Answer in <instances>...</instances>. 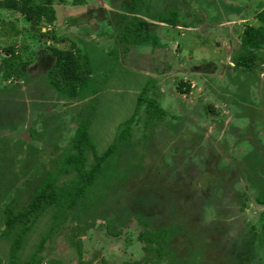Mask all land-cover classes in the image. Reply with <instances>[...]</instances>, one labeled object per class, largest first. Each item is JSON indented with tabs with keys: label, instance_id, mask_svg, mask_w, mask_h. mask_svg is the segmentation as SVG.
<instances>
[{
	"label": "rangeland",
	"instance_id": "1",
	"mask_svg": "<svg viewBox=\"0 0 264 264\" xmlns=\"http://www.w3.org/2000/svg\"><path fill=\"white\" fill-rule=\"evenodd\" d=\"M70 1L65 0L64 4L56 2L53 6L58 19L54 27L55 35L58 39H60L59 36H67V42L70 44L68 48L64 47L65 44L59 48L58 45L55 46L58 51H63L58 56L69 57L71 53L67 51L71 49L76 63L81 66L86 65L87 68L88 64L91 67V81L84 92V97L88 100L76 102L72 105L75 106L73 109L72 106H68L70 110L63 118L65 122L55 124L57 119L52 116L57 117L64 110H61V105L55 108L48 106V103H53L50 102L52 97L59 99L47 80L49 71L38 66L36 69L41 74L37 73L36 76L39 77H34L33 86L31 82L26 85V81L22 80V77L31 80L30 72H28L29 76L22 75L17 78L15 80L17 84L26 87L23 93L28 89L26 95L19 97V103L22 107L29 108L28 104L33 100L34 102L28 112L16 118L17 128L14 131L4 129L0 133L2 137L13 139L7 141L10 145H16L19 140L30 144L20 143L18 145L20 151L8 152L12 161L9 165L19 166L16 168L17 174L20 173L19 169L22 171L23 165L27 166L28 170L31 169L32 165L28 164L30 167L27 165L30 161L27 157L28 150L36 152L39 158V162L33 161V174L37 167H41V164L47 166L49 160L59 154L63 159L68 153L65 150H70L69 143L77 126V117L81 114L79 112L76 117L75 111H80L83 104L85 106L82 108L81 116L83 120L90 122L88 133L98 156L116 141L119 130L125 126L124 122L130 119L128 130L131 143L139 142L140 146L143 142L150 143V152L158 155V157L151 156L140 146V149L133 148L131 153L134 155H131L130 161L132 167L137 165L138 160L140 161L139 157L143 155L140 164L142 167L147 168L155 164L162 167V172H168L174 168L181 169L185 172L184 174L195 180L199 177V185L204 184L208 179L205 176V161L217 158L215 167L217 171L227 172L235 169L240 181L231 183L230 195L220 192L223 180L218 179V182L214 179L207 189L201 185V190L206 191L207 196L215 198L219 211L214 208L215 204L213 208L212 205L208 207L210 203L204 201L205 192L195 191L194 197L199 203L198 208L201 207L197 228L202 230V235L196 240L202 244L205 238L203 233L208 229L213 230L211 227L217 224L216 230L218 231L219 228L223 230L216 233L220 251L218 252V245L214 243V250L208 259L218 264L221 258L222 264H228L223 260L229 256L225 253L226 250L231 255L238 252L233 257L236 264H242L240 249L244 238L255 234L257 237L253 240V260L248 264H264V229L262 227L264 206L255 202L260 183L264 179V48L257 52L259 59L256 65L259 67L238 66V72L232 68L235 57L241 54L239 46L234 47L239 42L236 35H241L245 27L241 25L248 23L250 26L255 25V16L264 9V0H145V2L141 1L140 11L136 12L137 19L129 22L126 19L121 20L122 23L116 30L115 25L112 28L103 23V20L98 24L97 22L110 15L112 17L110 9L124 14V8L118 7L120 0H86L84 13L80 12L78 6H70ZM165 4H168V8ZM174 7L177 9L175 27L159 23L153 17L155 14L168 16ZM89 12L91 14L87 21L90 20V23L80 21L76 25L75 21L86 19ZM0 20L5 23L7 34L0 36V55L2 56L3 49L15 45L20 59L32 62L35 53L26 35L27 31L31 30L29 25L19 14L11 11L0 10ZM130 26L137 28L130 31ZM262 26L264 30V24ZM127 27L129 31L126 35ZM229 28L236 29L235 37L230 35ZM34 34L38 33L34 31ZM230 48H236L233 54ZM54 60L57 62L56 57ZM61 66L57 65L52 70L54 78H57V74L60 73ZM236 73L249 77L239 80L236 78L227 96L223 95L227 92V87L229 88L232 84L233 78L239 76ZM259 74H262V77L258 78L261 76ZM180 84L189 86L185 95H180L176 91ZM156 85L158 90L153 89ZM145 87L152 89L151 92L150 90L147 92V98L159 102L166 113L162 121H149L147 128L144 106H140L138 115L133 118L131 116L136 106L137 96ZM210 92H214V95H209ZM59 93L62 95L63 90ZM216 95H218L217 100L224 97L226 104L214 103L209 96L215 99ZM26 99L27 103L24 102ZM60 101L64 104L67 102L63 99ZM87 101H89L88 104ZM209 101L215 107L209 105ZM0 110V123L8 122L10 112L5 109ZM42 121L45 122L42 123ZM144 134L146 136L150 134V140L147 138L144 140ZM16 140L18 141L15 142ZM0 141V153H2L3 142ZM119 153H122L121 158L118 156ZM125 154L121 144H118L116 151L103 162L101 167H105L106 164L114 165L106 172L109 175H111L110 170L118 173L119 167L115 163L116 161L123 163L120 161H124ZM85 155L86 166H89L94 162L93 156L91 152ZM29 174L31 172L18 180L16 189L21 186L25 189L23 186H26ZM74 174L75 172L72 171L60 176L57 185L68 183ZM245 176L252 178L255 176L254 182L247 181ZM231 184L228 183V185ZM12 192L3 198L1 206L8 202ZM233 193L238 195L245 193L246 197L243 196L241 199L244 204L242 211H240V203H234L237 195L234 196ZM169 194L167 188L151 192L150 198L156 199L162 210L160 216L154 215L151 219L144 215L148 210L140 214L137 209H132L130 212L122 209L120 214L125 219V225L119 236L108 234L100 225L81 234L83 236H80L78 243L80 253L76 248L79 239L75 238L73 241L69 239L72 236L74 223L71 220L66 221L59 231L44 243L39 256L45 264H132L138 262L143 257L142 244L137 241L138 234L143 230L141 221L152 225L169 218L176 224L181 209L184 213H187L188 208L191 210L186 197L185 206L183 200H179L180 195L174 196L175 199L172 198L169 201L167 198L164 199ZM183 194L185 195V192ZM143 203L148 205L149 201ZM104 206L106 207V202ZM89 210L93 211V206H90ZM131 212L134 214L131 215ZM219 224L221 225L218 227ZM47 225L46 216L39 219L34 229L27 234L23 242L25 246L19 252L22 260L34 252L40 235L46 230ZM252 226H254V233L251 234ZM113 230L116 231L117 228L113 227ZM8 243L0 240V256L3 258L7 256ZM204 249L207 253L206 247ZM199 257L197 255L196 259ZM202 263L206 264L204 261ZM2 264H6L5 260ZM160 264H166V260L164 259ZM243 264L246 263L243 262Z\"/></svg>",
	"mask_w": 264,
	"mask_h": 264
},
{
	"label": "trees",
	"instance_id": "2",
	"mask_svg": "<svg viewBox=\"0 0 264 264\" xmlns=\"http://www.w3.org/2000/svg\"><path fill=\"white\" fill-rule=\"evenodd\" d=\"M64 1L65 0H0V10L19 14L31 29L27 31V35L33 37V39L39 41V43L45 45L46 42L50 40L53 41V45L65 44L66 46L68 44L69 46L70 44L67 42V37L59 36L60 39H58L54 31L48 30L49 27L54 25L57 19L56 11L53 7L54 4L56 2L63 3ZM141 1L145 2V0H130L128 2L124 1L123 3L120 1L119 6L121 8L124 7L126 13L120 14L118 12H113L114 16H116L119 21L123 19L127 20L129 18L127 16L134 18L133 14L141 7ZM70 4L73 6H84L86 5V0H71ZM165 6L167 7L168 4H165ZM176 16L177 9L174 7L169 12L168 16L157 15L155 19L160 23H166L175 27ZM254 23L255 25L253 26L244 27L240 35L239 51L241 54L235 57L234 62L236 68L238 66H245V68L257 66L256 64L259 59L257 57V52L264 48V30L262 28L264 24V9L256 14ZM133 28L135 27L130 26V31ZM42 29H45V31L43 32ZM34 31L38 34H34ZM128 31L129 29L125 31L126 35ZM124 40H126V38ZM71 48L73 49L74 47L71 46ZM15 49V45H12L2 50L6 56V58L2 60L3 74H1V77L4 80H16L21 77L24 75V69L28 64L20 59L19 53H16L17 50ZM49 50L50 54L54 56V58L56 57L57 60L54 68H56L57 65H62L60 73L57 74V78L55 77L56 79L53 77V72L47 74L50 84L57 91L63 90L64 95L68 96L70 99L79 97L84 93L88 83L91 81V67H89L88 64L87 68L86 65L81 66L79 63H76L71 49L67 51L71 53L69 57L58 56L63 51H58L57 47H50ZM244 55H247L249 58ZM257 67H259V65ZM149 90L150 92L152 91V89H147L146 87L142 89L137 98L133 114L131 115L132 118L138 115L140 106H144L146 128L149 121H162L166 116L159 102L155 99L147 98L146 94ZM188 90L189 86L187 84H180L176 89L180 95H185ZM130 121L129 119L124 122L125 126L119 130L116 141L112 142L105 152L98 156L88 133L90 123L87 120H82L76 127L69 143V145H71V152L67 149L65 152L68 153L64 155L63 159L60 158L59 154L52 160L50 159L47 166L41 164V167L35 169L34 174L33 161L39 162L38 157L29 156L30 161L27 162V165H32V168L29 170L26 168L27 166L21 163L23 169L22 171L19 169L20 173H18V175L14 172L13 166L9 165L12 161L6 153V143L3 142V144H1L0 204L7 194L9 195L11 191L13 192L7 203L3 206L0 205V240L9 242L7 256H4V258L0 256V264H2L4 260L6 264H41L43 259L39 256V252L42 250L44 243L59 231L64 222L69 220L74 223L72 236L69 237V239L73 241L75 238H78L79 240H77L76 245L79 248L78 243L80 242V236H82L81 233H83L85 228L93 225L92 223L97 217L103 216L102 218L106 223L107 230L110 234L118 236L121 233L120 227L125 225V219H123L120 214L122 209H126L128 212L132 209H137L140 214L148 210L144 215L149 219L154 215L160 216L162 213L160 205L150 198V191L153 190V188L176 186L177 189L181 190L179 191V193L181 192L179 200H183L184 205L185 196H183L182 193L185 192L187 195L195 194L197 190L195 188L198 187L199 189L197 185V183L200 182L198 180L199 177L195 180L189 175L183 176L182 174V179L186 182H179L178 180H173L169 174L164 173L166 175H159L155 171H161L162 167L152 164L150 167L146 168L140 165L143 155L139 157L140 161L138 160L135 167L131 166L130 161L132 159L131 155L133 154L131 152L133 148H139L140 144L139 142L131 143L130 141V131L128 130ZM10 128L13 129V126H10ZM144 138L150 140V134L147 136L144 134L143 139ZM118 144H121V149H124L126 156L125 159H123L124 161H120L123 163H119V161L115 163L119 167V172L113 173L110 170L109 173L111 175H109L106 171L114 165L111 166L110 164H106L105 167H101V165L116 151ZM140 148L145 152H149L151 156L158 157V155H155L156 153L150 152V143L144 144L143 142ZM88 152H91L94 162L86 166L85 154ZM32 154L34 153L32 152ZM62 154L63 153H61V155ZM121 154L122 153H119L118 156L120 157ZM129 155L130 157H128ZM119 157L118 159L121 158ZM212 161L213 160H209L210 163L207 161L208 165L206 166L207 170L205 176L208 179L204 184H201L202 186L209 187L211 182L216 179L214 176L215 166H210ZM28 167L30 166L28 165ZM159 168L160 170H158ZM72 171H74L75 174L73 178L71 177L68 180V183L64 182L57 185V180L60 176L69 174ZM28 172H31V174H29L26 180V186H23L25 189H22V186L16 189L15 186L17 181L23 178ZM224 175L227 176L228 174L225 173ZM246 179L250 182L252 177L246 176ZM216 180L218 181V179ZM224 180H227V178L224 177ZM259 187L261 191H259L255 197V202L259 205H264V180ZM169 193L172 196L176 195V192L173 191H169ZM244 194L235 197V200H237L236 202L240 203V211L244 208V204L241 201L243 196L246 197ZM186 200L187 202H191L187 197ZM144 201H149V204L144 205ZM105 202L106 207L104 206ZM90 206H93V211L89 210ZM216 209H219L217 205ZM194 212L195 210L192 211V209L190 210L188 208L181 222H176V224H174L172 220H169V218L161 220L159 224L152 225L145 221H141L143 230L138 234L137 241L142 244L141 249L143 251V257L140 261L132 264H160L164 259L166 260V264H191V262L196 259L197 255L201 256L202 253H204L203 246L196 240V238L202 235V230L200 231L197 228L200 215L198 212V215L193 214ZM132 213L133 212H131V215ZM46 216L48 225L46 226V230L40 235L36 250L25 258V260H22L19 252L25 246L23 243L25 237L34 229L37 221ZM220 225L221 224H219L218 227ZM113 227L119 228L115 231ZM253 227L254 226L250 228L251 234L254 233ZM262 227L264 229V224H262ZM211 228H213L211 231L214 232L217 228V224ZM195 229H197V231ZM218 230V233L223 231L220 228ZM211 231L210 229L205 231L203 233L204 236H206V234L211 235ZM255 237L257 236L252 234L250 237L245 236L244 238L241 247L242 264L243 262L248 264L253 260V250L251 249L254 246L253 240ZM203 243H206V237L203 238ZM218 248L220 250L219 245ZM78 252L80 253L79 249ZM225 253L231 257L238 252L231 255L225 250ZM198 260H201V257H199ZM212 264H215V262L213 261Z\"/></svg>",
	"mask_w": 264,
	"mask_h": 264
},
{
	"label": "flooded vegetation",
	"instance_id": "3",
	"mask_svg": "<svg viewBox=\"0 0 264 264\" xmlns=\"http://www.w3.org/2000/svg\"><path fill=\"white\" fill-rule=\"evenodd\" d=\"M104 1V0H103ZM122 3L124 2V1H130V0H120ZM70 6H72L73 7V5H71L70 4ZM118 7H120L119 5H118ZM121 8V7H120ZM124 8V7H123ZM77 9V8H76ZM78 9L80 10V12H82V13H84V11H85V9H86V5H84V6H78ZM122 9V8H121ZM139 11H140V9H138ZM137 10V11H138ZM109 11H111V14H113V11L110 9ZM136 11V12H137ZM115 12H117V11H115ZM124 12H125V10H124ZM136 12H135V14H133L134 15V18H132L131 16H127V17H129L127 20H128V22L129 21H131L132 19H137V14H136ZM119 13V12H118ZM126 13V12H125ZM124 13V14H125ZM80 14V13H79ZM91 13L89 12V14H87L86 15V19L84 18V19H82V20H78V21H75L76 22V25L77 24H79L80 23V21H83V22H85L86 24L87 23H90L89 21H87V19H88V17H89V15H90ZM121 14V13H120ZM157 15H160V14H155V15H153V17L154 18H156V16ZM67 18H71L70 16H68V15H65ZM98 18V16L96 17V19ZM132 18V19H131ZM72 19V18H71ZM103 20V23L105 22L107 25H110L112 28H114V26L113 25H115V30H116V28H119V26L121 25V22L122 21H119V20H117V18H116V16H114V14L112 15V17H111V15L110 16H108V17H106V19L104 18V19H101V20H99L98 22H97V24L100 22V21H102ZM73 21V22H74ZM157 21V20H156ZM73 22H72V24H73ZM245 22V21H244ZM243 22V23H244ZM58 23V19H56V22L54 23V25L52 26V27H49L48 28V30H52V31H54L55 29H54V27L56 26V24ZM160 23V22H159ZM162 24H166V23H162ZM242 27H246V26H250L249 25V23L248 24H245V25H241ZM137 27H135V28H133L132 30H135ZM42 31L44 32V29H42ZM229 32H231L230 33V35H232V37H235V35H236V29H233V28H229ZM55 33H56V31H55ZM2 34L5 36V35H7L6 34V31H5V23L3 22V21H1L0 20V36H2ZM27 35V34H26ZM237 37H238V44H236V45H234V47H238L239 45H240V34H239V36L238 35H236ZM67 37V36H66ZM27 39L29 40V42H30V47H32V49H33V51H34V53H35V56H34V59L32 60V62L30 61V60H24L25 62H27L28 64L26 65V68L24 69V75H28L29 76V74H28V72H30L31 73V80L30 81H28V78H25L24 79V77H22V80H25L26 81V85L28 84V83H32V86L35 84L32 80H35L34 79V77L37 75V73H38V75H40L41 73H40V71L39 70H37L36 68L38 67V66H42L46 71H49L48 73H50V72H52V70L54 69V67H55V64H56V62H55V58H54V56H52L51 54H49V48L50 47H56L55 45H58V48L59 47H63L64 45H61V44H55V45H53V41H47L46 42V44L45 45H43L42 43H39V41H37V40H34L33 39V37H31V36H29V35H27ZM28 46V45H27ZM24 47V46H23ZM64 47H67L68 48V44L66 45V46H64ZM16 48V47H15ZM236 48H230L229 50H230V52H232V54L234 53V50L236 49ZM0 109H5V110H7V111H9L10 112V118H9V120H8V122L7 121H3V122H1L0 123V133H1V131L2 130H4V129H6V130H8V131H14L16 128H17V126H16V118L18 117V116H22V113H25V112H28L29 110V108L32 106V104H33V102H34V100L31 102V103H29L28 105H29V108L27 107V106H23L22 107V105L19 103L20 102V96H24V95H26L28 92V89H27V91L25 92L24 91V93H23V90H25V86L24 87H22L21 85H19V84H17V81H15V80H4V79H2V77H1V74H3V71H2V60H3V58H6V56H5V54L3 53L2 54V56L0 55ZM42 59V60H41ZM231 59V58H230ZM34 62L36 63V64H34ZM33 63V64H32ZM34 65V66H33ZM235 66H236V64H235V62H234V65H232V68H234L235 69V71L236 72H238L237 71V68H235ZM228 68H230L229 67V65H228ZM36 69V70H35ZM23 70V69H22ZM34 72H35V74H34ZM236 75H239V76H235L234 78H233V82H232V84L230 85V87L228 88L227 87V92L226 93H224L223 95H225V96H227L226 94L229 92V89L232 87V85H233V83H235V79L237 78L238 80L239 79H245L246 77H249L248 75H240V74H238V73H236ZM260 75V74H259ZM36 77H39V76H36ZM259 77H262V74H261V76H258V78ZM47 80L49 81V78L47 77ZM203 82H205V79H203ZM38 83V82H37ZM50 83V82H49ZM51 85V84H50ZM51 88H52V91H54V92H56L57 93V95L56 96H58L59 97V99L57 98V99H55V97H52V99L50 100V102L52 101L53 103H48V106L49 107H51V108H55V107H57V106H59V105H61L62 106V109L61 110H64V111H62L61 112V114H58L57 115V117L56 116H52V118H55V119H57L56 120V123L55 124H59V123H64L65 122V120H63V118L65 117V116H67L68 114H67V112H69V110L70 109H68V106H72V105H74L76 102H80V101H84V100H88L87 98H85L84 97V93H82L79 97H74V98H72V99H70V98H68V96H66V95H64V93L61 95L60 93H59V91H57V90H55L54 89V87L51 85ZM153 89H157L158 90V86L156 85V86H154L153 87ZM85 92V91H84ZM209 95H214V92L212 93V92H210V94ZM139 96V95H138ZM138 96H137V98H138ZM210 98H212L213 100H214V103L215 102H217V103H223V104H226V102H224V97H221L220 98V100H217V97H218V95H216V97H215V99L212 97V96H209ZM54 98V99H53ZM60 99H63L64 101L66 100L67 102L64 104V102L63 101H60ZM55 100V101H54ZM163 100H164V98H163ZM207 100V99H206ZM208 100H209V98H208ZM26 101V103L28 102V100L26 99V100H24V102ZM43 101H41V103H42ZM48 102V101H47ZM210 102V101H209ZM89 103V101H87V104ZM40 104V103H39ZM49 104H51V105H49ZM86 104V105H87ZM209 105H212V106H214L213 105V103L212 102H210L209 103ZM209 105H208V107H209ZM84 106H85V104H83L82 106H81V110L80 111H75V115H76V117H77V115H78V113L80 112L81 114H82V112H83V109L82 108H84ZM215 107V106H214ZM73 108H75V106H72V109ZM234 108V107H233ZM201 110V109H200ZM1 111V110H0ZM193 113H194V111L192 112V116H193ZM81 114L79 115V117H77V119H78V122H77V126H78V124L83 120L82 119V116H81ZM45 122V121H44ZM43 121H42V123H44ZM90 123V122H89ZM44 125V124H43ZM42 125V126H43ZM10 126H13V129H11L10 128ZM76 126V127H77ZM44 127V126H43ZM32 129V128H31ZM30 129V130H31ZM76 129V128H75ZM50 131V130H49ZM42 132H40V134H41ZM53 135V134H52ZM0 139H2V142H5L6 143V149H7V152L6 153H8V152H11V151H13L14 153H17V151L16 150H18V151H20V148L18 147V145L20 144V143H24L23 141H21V140H16L15 142H17L16 143V145H10L9 143H7V141L9 142V140L10 141H12L13 139H10V138H7V137H2L1 136V134H0ZM37 139V138H36ZM38 139H41V138H38ZM25 145H30V144H28V143H24ZM32 146V145H31ZM21 153H22V151H21ZM8 155V154H7ZM29 156H35V158H37L38 157V154L37 153H34V154H32V150H28L27 151V157H29ZM209 162V161H208ZM207 161H205V167L208 165L207 163H208ZM210 163V162H209ZM216 164H217V158H215V159H213V161L211 162V164H210V166L211 165H214L215 167H216ZM240 166V165H239ZM17 167H19V166H17ZM17 167H15V166H13V170H14V172H16V168ZM206 170H207V167L205 168V172H206ZM155 172H157L159 175L161 174V175H166V174H169L172 178H173V180H178L179 182H181V181H185L184 179H182V177L183 176H185V175H187V174H184L185 172L183 171V170H181V169H173V170H171V171H168V172H161V171H155ZM164 173H166V174H164ZM228 174L227 176H225L224 174ZM182 174H183V176H182ZM236 175V171H235V169L233 168V169H231V170H229V171H227V172H225V171H222V170H219V171H217L216 169L214 170V176H215V178L216 179H220V180H223L222 182H221V184H222V189L220 190V192L222 191V193H224V194H227V195H230V192H231V190H230V188H232V184L233 183H236V181H240V177H238V176H235ZM224 177H226L227 178V180H224ZM24 178V177H23ZM253 178H255V176H253ZM252 178V180L250 181V182H254V179ZM22 179V178H21ZM245 179H246V176H245ZM247 180V179H246ZM264 180V179H263ZM263 180H262V182L260 183V185L263 183ZM248 181V180H247ZM18 182V181H17ZM159 182V181H158ZM186 182V181H185ZM198 182V181H197ZM230 182V184L231 185H228V183ZM200 184V182H198L197 183V185L199 186V189H198V187H196L195 189H197V190H199V191H202V192H205V200L204 201H209V205H208V207L209 206H211L212 205V208H213V204H215V206H214V208L216 209V205H217V202H215V198H212L211 196L209 197V196H207V194H206V191H204V190H201V185H199ZM161 188H163V187H156L155 189L153 188V190H156V189H161ZM183 188V187H182ZM206 189L208 188V187H205ZM153 190H151L150 191V195H151V192L153 191ZM167 190H169V191H173V192H176V195H181V192L179 193V191H181V190H179V189H177V187L176 186H172V187H167ZM259 191H261V189H260V187H259ZM183 194V193H182ZM234 194V196L235 195H238V193H233ZM176 195H174V196H176ZM174 196H172V195H168V196H166L164 199H168V201L169 200H171L172 198L173 199H175L174 198ZM183 196H185V197H187L188 198V200H190L191 202H189V207L192 209V211H194L195 210V212L193 213V214H196V215H198V213H199V211H200V209H201V207H199L198 208V206H199V203L196 201V198L194 197L195 196V194H189V195H187L186 193H185V195L183 194ZM236 198H234V203H236V201L237 200H235ZM152 200H154V199H152ZM156 203H157V200L155 199L154 200ZM185 206H186V204H185ZM262 206H264V205H262ZM239 207H241V206H239ZM181 208V207H180ZM198 212V213H197ZM186 213H184L183 212V209H181V211L179 212V214H178V217H177V223H179V222H181V220L183 219V217H184V215H185ZM103 217V216H102ZM102 217H97L95 220H94V222L92 223L93 225H91L90 227H87V228H85L84 229V231H83V233H81V234H84L85 232H87V231H89L90 229H92L94 226H96V225H100V227H104L105 229H106V232L108 233V234H110V232L107 230V227H106V223H105V221H104V219L102 218ZM100 221V224H98V222ZM91 224V223H90ZM124 226V225H123ZM123 226H121L120 227V230H122V227ZM119 228V227H118ZM117 228V229H118ZM219 231V230H218ZM218 231L217 230H215L214 232H212L211 233V235H208V234H206V243H203V241H202V248H203V252H204V254L202 253V255L200 256L201 257V260H198V259H196V260H194V261H192L191 262V264H203L202 262L204 261L206 264H212V262L213 261H211V260H209L208 259V257L210 256V253H212V250H214V246H213V244L214 243H216L217 244V236L218 235H216V233H218ZM121 234V233H120ZM119 234V235H120ZM111 235V234H110ZM118 235V236H119ZM208 235V236H207ZM83 236V235H82ZM214 239V240H213ZM206 247V249H207V253L205 252V248ZM76 248H77V251H78V249H79V251H80V246H79V248L77 247V245H76ZM251 249V248H250ZM36 250V246H35V249H34V251ZM251 250H253V249H251ZM42 251V250H41ZM40 251V252H41ZM220 250H218V252H219ZM240 251H242V249H240ZM254 251V250H253ZM39 252V253H40ZM79 253V252H78ZM217 253V252H216ZM209 254V255H208ZM204 257V258H203ZM220 257H222V255L220 256ZM225 262H227L228 264H236L235 263V259H234V257L233 256H226L224 259H223ZM233 260V261H232ZM41 264H45V263H41ZM57 264V263H56ZM218 264H222V259L220 258V260L218 261Z\"/></svg>",
	"mask_w": 264,
	"mask_h": 264
},
{
	"label": "clouds",
	"instance_id": "4",
	"mask_svg": "<svg viewBox=\"0 0 264 264\" xmlns=\"http://www.w3.org/2000/svg\"><path fill=\"white\" fill-rule=\"evenodd\" d=\"M63 4H64V2H63ZM44 31H45V29H44Z\"/></svg>",
	"mask_w": 264,
	"mask_h": 264
},
{
	"label": "crops",
	"instance_id": "5",
	"mask_svg": "<svg viewBox=\"0 0 264 264\" xmlns=\"http://www.w3.org/2000/svg\"><path fill=\"white\" fill-rule=\"evenodd\" d=\"M249 74V73H248ZM261 75V74H260Z\"/></svg>",
	"mask_w": 264,
	"mask_h": 264
}]
</instances>
